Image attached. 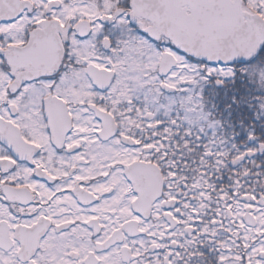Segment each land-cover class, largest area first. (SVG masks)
Instances as JSON below:
<instances>
[{"label": "snow or ice", "instance_id": "snow-or-ice-1", "mask_svg": "<svg viewBox=\"0 0 264 264\" xmlns=\"http://www.w3.org/2000/svg\"><path fill=\"white\" fill-rule=\"evenodd\" d=\"M0 264H264V0H0Z\"/></svg>", "mask_w": 264, "mask_h": 264}]
</instances>
